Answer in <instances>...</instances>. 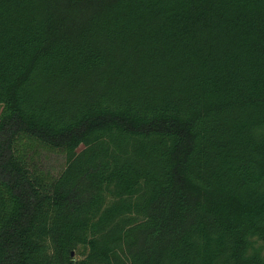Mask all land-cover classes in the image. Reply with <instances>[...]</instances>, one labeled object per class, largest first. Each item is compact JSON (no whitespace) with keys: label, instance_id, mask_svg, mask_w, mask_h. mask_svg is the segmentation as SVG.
Returning a JSON list of instances; mask_svg holds the SVG:
<instances>
[{"label":"trees","instance_id":"trees-1","mask_svg":"<svg viewBox=\"0 0 264 264\" xmlns=\"http://www.w3.org/2000/svg\"><path fill=\"white\" fill-rule=\"evenodd\" d=\"M0 106V264H264V0H0Z\"/></svg>","mask_w":264,"mask_h":264},{"label":"rangeland","instance_id":"rangeland-1","mask_svg":"<svg viewBox=\"0 0 264 264\" xmlns=\"http://www.w3.org/2000/svg\"><path fill=\"white\" fill-rule=\"evenodd\" d=\"M2 110V107L0 106V112ZM47 151H43V153L46 156V162L43 163L41 158V163H42V168H44L45 170H47L46 172L52 174V175H57L58 171L60 169H62L63 165H64V155H60L57 153H49Z\"/></svg>","mask_w":264,"mask_h":264}]
</instances>
